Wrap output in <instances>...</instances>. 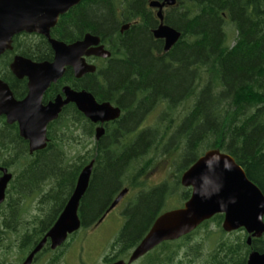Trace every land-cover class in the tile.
<instances>
[{
    "label": "trees",
    "instance_id": "trees-1",
    "mask_svg": "<svg viewBox=\"0 0 264 264\" xmlns=\"http://www.w3.org/2000/svg\"><path fill=\"white\" fill-rule=\"evenodd\" d=\"M151 1L163 0H82L51 30V38L65 43L97 36L110 57L90 58L96 70L81 79L68 69L47 99L68 85L121 113L103 125L97 141L96 125L70 105L49 124L46 148L33 154L15 125L0 128V166L12 175L0 207V264H20L31 252L91 160L78 211L80 229L95 225L121 191L130 195L124 223L103 263L127 260L154 220L169 211L173 195L181 206L189 199L191 189L180 185V176L207 150L230 155L264 195V0H176L163 11L164 23L180 32L167 53L152 34L159 21ZM126 24L128 30L120 33ZM25 55L45 61L53 52L40 38L28 41ZM21 94L14 90L16 98ZM162 153L174 157L175 179L144 187L141 178ZM32 195L35 208L47 213L27 220L23 204ZM222 221V214L215 215L136 262L247 264L246 234H226ZM67 245L51 251L46 244L33 264L49 254L48 264L58 263ZM251 248L263 252L264 237L252 239Z\"/></svg>",
    "mask_w": 264,
    "mask_h": 264
},
{
    "label": "water",
    "instance_id": "water-1",
    "mask_svg": "<svg viewBox=\"0 0 264 264\" xmlns=\"http://www.w3.org/2000/svg\"><path fill=\"white\" fill-rule=\"evenodd\" d=\"M82 0H0V52L9 43L10 37L20 32L35 33L46 38L54 52L53 62L34 63L28 59L16 58L12 72L18 78L28 79V94L17 101L6 85L0 83V116H5L8 124L18 125L19 136L28 144L30 154L46 148L47 126L55 121L62 109L74 104L77 110L93 124L95 139L104 134L103 124L119 118L121 110L109 102L99 103L85 91H76L64 86L61 95L47 105L42 104V96L47 88L59 81L67 68L72 69L76 79L95 72L96 67L85 58L110 57L100 38L86 34L83 39L66 44L52 39L50 30L59 17L80 4ZM176 0L149 2V8L156 9L159 25L152 31L156 40L163 41V52L167 53L180 38V32L166 25L163 8L173 7ZM129 24L121 27L120 33L127 31ZM94 161L91 160L80 172L74 190L56 221L20 264H33L34 257L49 244L51 250L61 247L68 236L79 231L81 220L78 216L80 201L87 191ZM0 207L5 200V191L11 174L0 169ZM183 188H190L188 200L179 208L160 214L152 223L146 235L130 252L127 260H117L108 264H133L163 242H172L193 232L203 222L222 214L221 229L232 233L242 229L251 238L264 235V195L256 184L250 181L245 171L227 153L210 149L203 153L179 179ZM121 191L104 215L116 207L127 194ZM101 220V219H100ZM247 264H264V253L252 252Z\"/></svg>",
    "mask_w": 264,
    "mask_h": 264
},
{
    "label": "rangeland",
    "instance_id": "rangeland-1",
    "mask_svg": "<svg viewBox=\"0 0 264 264\" xmlns=\"http://www.w3.org/2000/svg\"><path fill=\"white\" fill-rule=\"evenodd\" d=\"M173 159L174 157L170 154L162 153L156 159L154 166L141 178L144 187L151 188L164 180H174L176 174L172 167ZM129 197L130 195L125 198L123 203L114 208L101 223L87 229H79L73 240L63 250L60 260L56 264H102L103 258L110 253V243L115 239L122 226L121 212ZM34 199L35 197L32 195L27 197L24 202L27 220L35 216L34 211L38 210L35 208L36 200ZM178 199L176 195H173L171 203L166 206L165 210L179 208L181 202H178ZM212 229L215 230V227ZM49 255H46L43 261L41 259L39 264H48Z\"/></svg>",
    "mask_w": 264,
    "mask_h": 264
},
{
    "label": "flooded vegetation",
    "instance_id": "flooded-vegetation-1",
    "mask_svg": "<svg viewBox=\"0 0 264 264\" xmlns=\"http://www.w3.org/2000/svg\"><path fill=\"white\" fill-rule=\"evenodd\" d=\"M168 8H170V7H165V8H163V11L164 10H166V9H168ZM157 11V10H156ZM60 18V17H59ZM56 26V25H55ZM54 26V27H55ZM53 27V28H54ZM52 28V29H53ZM51 29V30H52ZM51 30H50V32H51ZM51 37V36H50ZM40 38H44L45 39V41L48 43V41L46 40V38L45 37H43V36H41V35H38V34H35V33H31V34H29V33H27V32H20V33H17V34H14L13 36H11L10 37V40H9V43H7L6 44V47H4L3 48V50L0 52V83H2V84H4V85H6L7 86V88L9 89V91L11 92V94L13 95V98L15 99V100H17V101H21V100H23L26 96H27V94H28V87H27V84H28V79L26 78V77H22V78H18L17 76H15L14 74H13V72H12V68H11V66H12V63L14 62V60L16 59V58H18V57H20V58H24V59H28V60H30V61H32V62H34V63H43V62H49V63H51V62H53V60H54V52H53V50H52V48H51V46L49 45V43H48V45L50 46V48H51V50H52V52H53V57H52V59L51 60H45V61H34V60H31V59H29V58H27L26 57V52H27V49H28V41L30 40H33V41H38V40H40ZM53 39V38H52ZM56 40V39H55ZM162 41V40H161ZM4 43V39L2 38L1 39V41H0V44L2 45ZM65 43V42H64ZM66 44H70V43H66ZM101 45V44H100ZM90 58H95V57H87V58H85V60H86V62L87 63H89V64H92L91 62L93 61V60H90ZM101 59V58H100ZM68 69H70V68H67L66 70H65V73H66V71L68 70ZM71 71H72V69H70ZM64 73V74H65ZM72 73H73V71H72ZM87 75V74H86ZM64 76V75H63ZM73 76H74V74H73ZM85 76V75H84ZM63 78V77H62ZM61 78V79H62ZM75 78V77H74ZM60 79V80H61ZM76 79V78H75ZM81 79V78H80ZM59 80V81H60ZM59 81H57L56 83H52L48 88H47V90L44 92V94H43V96H42V104L43 105H47L49 102H51V101H54V99L58 96V95H61V90H62V88L64 87V86H68V85H64L63 87H61V90H60V93L59 94H56L53 98H51V99H47V93H48V91H49V89L51 88V86H53V85H56ZM70 87V86H69ZM71 89H73L72 87H70ZM15 89H20L21 90V92H22V94H21V98H16L15 96H14V90ZM73 90H76V89H73ZM82 90H84V89H82ZM76 91H81V90H76ZM86 91V90H85ZM88 92V91H87ZM90 93V92H89ZM47 99V100H46ZM96 100V99H95ZM97 101V100H96ZM98 102V101H97ZM99 103H102V102H99ZM70 105H73V106H75L74 104H68L67 106H65L63 109H65L66 107H68V106H70ZM63 109H62V111H63ZM77 109V108H76ZM82 114V113H81ZM60 115V114H59ZM59 117V116H58ZM57 120V119H56ZM88 120V119H87ZM54 122V121H53ZM113 122V121H112ZM52 123V122H51ZM51 123H49V124H51ZM109 123V122H108ZM93 124V123H92ZM106 124V123H105ZM3 125H6L7 127H12V126H16L17 127V130H18V125L16 124V123H14V124H8L7 123V119H6V117L5 116H0V128H2V126ZM96 125V127H95V129L99 126V124H95ZM104 125V124H103ZM49 126V125H48ZM48 126H47V128H48ZM103 128H104V126H103ZM18 135H19V130H18ZM20 137V136H19ZM21 138V137H20ZM25 141V140H24ZM28 145V144H27ZM0 169H6V168H4V167H2V166H0ZM7 170V169H6ZM0 173H1V176H2V172H1V170H0ZM7 173H9V171L7 170ZM10 174V173H9ZM11 178H12V175H11ZM7 189V188H6ZM128 196V193L123 197V199L116 205V207L117 206H119V204H121V203H123V201L125 200V198ZM5 197H6V191H5ZM26 200V199H25ZM114 201V200H113ZM129 201V200H128ZM128 201H126L125 203V205H124V208L122 209V225H123V223H124V215H123V213H124V209H125V207L127 206V204L129 203ZM25 202V201H24ZM37 203V202H36ZM67 203V202H66ZM112 204V203H111ZM25 205L23 204V211L25 212V207H24ZM110 207V206H109ZM115 207V208H116ZM114 209V208H113ZM112 209V210H113ZM63 210V209H62ZM111 210V211H112ZM38 211V210H37ZM37 211H34L35 213L34 214H36V217H38V218H42V217H44L45 216V214L47 213V211L46 210H43V211H41V212H37ZM111 211H109L106 215H103V217L101 218V220H99L96 224H98V223H101L104 219H105V217L111 212ZM61 213V212H60ZM59 213V214H60ZM59 214H58V216H59ZM25 215H26V213H25ZM25 215H24V218L26 219V217H25ZM58 216L56 217V219L58 218ZM56 221V220H55ZM240 230H242V229H240ZM120 231V230H119ZM239 231V230H238ZM78 232V231H77ZM77 232H75V233H73V234H71V235H69L68 236V238H67V240H66V242L65 243H70L71 242V240H73L71 237L72 236H74L75 237V235H76V233ZM236 232V231H235ZM244 232V231H243ZM245 233V232H244ZM227 234V233H226ZM228 234H230V233H228ZM246 234V233H245ZM247 237H248V235L246 234V240H247ZM264 237V235L263 236H261V237H259V238H251V242H250V245H248V247H249V250H248V253H247V258H246V263H247V259H248V256L252 253V252H258V253H260V254H262V253H264V251L263 252H259V251H256V250H253L252 248H251V244H252V239H257V240H260V239H262ZM113 242V241H112ZM112 242L110 243V245H109V250L111 251V249H110V247H111V244H112ZM64 243V244H65ZM63 244V245H64ZM47 245H48V247H49V244H48V242H47ZM62 245V246H63ZM46 246V245H45ZM61 246V247H62ZM61 247H59V248H61ZM58 249V248H57ZM51 250V249H50ZM51 251H56V249L55 250H51ZM151 252V251H150ZM148 254V253H147ZM144 257V256H143ZM141 259V258H140ZM113 262H115V261H113ZM110 263H112V262H110ZM102 264H108V263H102Z\"/></svg>",
    "mask_w": 264,
    "mask_h": 264
},
{
    "label": "bare ground",
    "instance_id": "bare-ground-1",
    "mask_svg": "<svg viewBox=\"0 0 264 264\" xmlns=\"http://www.w3.org/2000/svg\"><path fill=\"white\" fill-rule=\"evenodd\" d=\"M82 170V169H81Z\"/></svg>",
    "mask_w": 264,
    "mask_h": 264
}]
</instances>
